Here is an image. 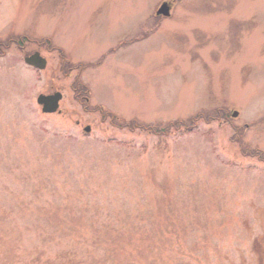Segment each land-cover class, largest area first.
I'll return each mask as SVG.
<instances>
[{
	"label": "rangeland",
	"instance_id": "obj_1",
	"mask_svg": "<svg viewBox=\"0 0 264 264\" xmlns=\"http://www.w3.org/2000/svg\"><path fill=\"white\" fill-rule=\"evenodd\" d=\"M254 149L264 0H0V264H264Z\"/></svg>",
	"mask_w": 264,
	"mask_h": 264
},
{
	"label": "water",
	"instance_id": "obj_2",
	"mask_svg": "<svg viewBox=\"0 0 264 264\" xmlns=\"http://www.w3.org/2000/svg\"><path fill=\"white\" fill-rule=\"evenodd\" d=\"M157 14L167 16L169 14V6L166 2H163L157 10ZM26 64L33 66L38 69H44L46 67V59H44L38 52H34L24 58ZM62 98L60 92H54L52 94H39L36 101L41 105V110L44 113H53L58 110L59 101ZM60 112V110H58ZM236 114V113H235ZM86 131L89 127L84 128Z\"/></svg>",
	"mask_w": 264,
	"mask_h": 264
},
{
	"label": "trees",
	"instance_id": "obj_3",
	"mask_svg": "<svg viewBox=\"0 0 264 264\" xmlns=\"http://www.w3.org/2000/svg\"><path fill=\"white\" fill-rule=\"evenodd\" d=\"M100 109L102 110V111H105L104 110V108H102V107H100ZM219 110H216V111H214L213 113L214 114H217V112H218ZM106 112H108V113H110L111 115H112V113L111 112H109V111H106ZM208 113H204V112H202V113H198L196 116H194V118H193V120H196V121H200V120H204V119H208V115H207ZM113 119H119L117 116L115 117V118H113ZM209 120V119H208ZM182 124V123H181ZM173 125H179V126H181L180 125V122L178 123V122H175ZM172 125V126H173ZM123 127L124 128H127V129H133L134 127H139V128H141V129H143V130H149L150 132H151V130H150V128H149V126L148 125H143V124H139L136 120H130V121H127V122H125L124 124H123ZM186 127H193V125L191 124L190 126H186ZM164 131H165V129H163ZM157 134V133H156ZM247 155H250V156H255V157H257V159L258 160H260V161H264V151L263 150H259V149H254L253 151H244ZM249 154H248V153ZM116 231H118V229H115Z\"/></svg>",
	"mask_w": 264,
	"mask_h": 264
}]
</instances>
